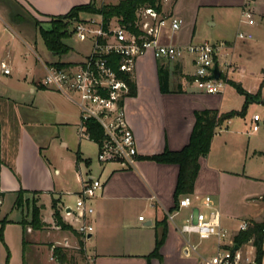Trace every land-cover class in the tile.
<instances>
[{
  "label": "crops",
  "instance_id": "crops-1",
  "mask_svg": "<svg viewBox=\"0 0 264 264\" xmlns=\"http://www.w3.org/2000/svg\"><path fill=\"white\" fill-rule=\"evenodd\" d=\"M90 2L0 0V66L4 64L10 69L8 75L0 72V193L4 199L0 207V234L3 233L0 264H67L68 252H84L89 264H198V257L183 255L185 238L177 226L188 214L185 210L177 217L181 218L180 222L167 221V238L160 249V257H150L162 231L157 224L175 207L179 166L139 160L134 169H127L118 163H100L94 174L92 160L86 158L83 141L77 135L81 119L79 107L62 93L43 86L46 67L58 62L74 64L80 61L52 54L43 41L50 52L49 60H44L28 31L30 26L36 28L35 32L39 28L29 22L13 23L10 18L13 3L25 17H33L43 24L49 23L50 17L67 14L73 7ZM212 9L228 11V15L237 12L238 33L244 32L240 26L245 10L254 15L255 26L264 21V0H175L173 5L167 0L161 15L181 19L183 25L176 32L165 28L162 41L180 46L202 43L195 42L196 29L190 13L192 10L200 13ZM215 19L212 13L207 17L208 24L216 25ZM212 20L215 22H210ZM244 33L252 34V31ZM236 41L233 47L226 41L215 44L220 46L216 57L220 68L234 65ZM19 42L27 48L29 55L35 57L36 63L32 67H15ZM229 51L233 64L228 59ZM160 66L169 67V93L161 91ZM193 73L194 66L189 58L170 63L147 53L137 60L136 95L126 102V116L140 157L162 154L166 149L172 152L183 150L190 142L196 112L211 110L223 114L239 111L224 109L223 93L210 95L196 89L192 85ZM2 78L4 82H1ZM254 115L257 113L250 116L248 107L242 118L249 123L250 131L231 130L235 118L223 129H218L209 155L199 160L200 172L193 196L197 201L212 197L221 213L222 226L232 237L238 233L242 220L262 222L258 217L263 202L264 179L225 168L226 159L231 158L235 146L240 147L243 140L250 153V136L256 133L252 127L261 121L254 122ZM78 133L80 135V130ZM235 133L241 135L237 141L229 136ZM257 153L252 150V158ZM92 180H99L103 185L90 202L95 213L88 221L94 231L86 237H79L56 224L55 203L63 222L78 232L80 223L74 214V201ZM243 189H247L244 194L241 193ZM20 191L39 196L42 228L34 229L30 225L32 214L25 211L28 207L16 208ZM140 217H144V221H140ZM2 221H7L4 227ZM193 241L200 244V251L206 255L216 250L215 239L200 241L195 236ZM55 248L62 250L63 259H67L64 263L54 256Z\"/></svg>",
  "mask_w": 264,
  "mask_h": 264
},
{
  "label": "built area",
  "instance_id": "built-area-1",
  "mask_svg": "<svg viewBox=\"0 0 264 264\" xmlns=\"http://www.w3.org/2000/svg\"><path fill=\"white\" fill-rule=\"evenodd\" d=\"M242 23L254 25V15L245 10L242 14ZM183 25L181 19L164 17L153 9H144L139 14L137 27L140 34L131 33L125 26L115 21L105 28L103 18L81 19L75 22L74 34L79 42L91 44L87 57L65 68L56 66L46 67L47 75L43 86L67 96L80 109L81 138H88L86 122L94 120L103 131V138L99 146L98 160L100 163H118L127 169H134L138 163L139 150L135 135L129 126L126 116V102L131 97L129 83L121 77L129 75L135 80L137 60L153 53L158 59L175 63L189 58L194 66L192 85L199 91L210 94H222L226 86L221 76L214 80V68L220 46L208 41L187 46L164 43L162 33L165 28L173 32L179 31ZM241 40H252L253 35L239 32ZM120 57L118 68L113 65V57ZM221 69V68H220ZM0 72L8 75L10 69L2 64ZM259 115L253 116L254 122H259ZM260 126L254 124L253 132H258ZM99 180L90 181L77 197L75 216L80 226L78 232L86 237L93 233L94 227L88 221L95 213L91 201L102 190ZM4 199L0 193V207ZM189 210L179 232L185 238L183 255L186 258L198 257V264H257L255 238L238 245L235 237L240 232L250 228V221H242L238 233L232 237L222 226L221 213L214 204L211 196L203 200H195L193 195L181 199L178 209L168 213V221L175 223V219L182 211ZM204 210H209L207 216ZM144 221V217L139 218ZM200 241L216 240V250L206 255L200 251V244L193 241V237ZM237 247V248H236ZM262 251L264 264V230L262 236Z\"/></svg>",
  "mask_w": 264,
  "mask_h": 264
},
{
  "label": "trees",
  "instance_id": "trees-1",
  "mask_svg": "<svg viewBox=\"0 0 264 264\" xmlns=\"http://www.w3.org/2000/svg\"><path fill=\"white\" fill-rule=\"evenodd\" d=\"M11 21L13 23H33L39 28L41 37L47 47V49L54 55L62 58L71 53V47L65 42L68 38L72 37L74 34L75 22L81 20L82 15H94L101 16L103 18L105 28L111 22L115 21L121 26H125L127 30L135 35H139L140 31L137 27V22L139 20V14L144 9H153L158 13L163 12V0H120L118 4H109L98 6L95 0H91L90 3L82 4L73 7L67 14L50 17L49 30H45L42 26V22H39L33 17H25L24 14L20 12L18 5L11 4ZM120 62V57H113L114 68H118V63ZM72 65L58 62L54 66L58 68H65ZM131 87V97L136 95V83L132 80L129 75H122ZM159 81L161 91L163 93H169V81H170V70L169 67H159ZM238 94L244 97L245 102L241 111H231L228 113H219L218 111H199L195 113L196 124L194 126L191 139L189 144L181 151L172 152L166 149L162 154L150 156V157H138L139 160H147L159 164H175L179 166V175L177 180V186L175 190V207L170 211V213L175 212L180 204L182 198L193 195L195 190V183L200 172V158H205L209 155L211 150V144L217 130L222 126L226 125L230 120L236 117H244L246 115L247 109L251 104H264V97L261 92L257 94H251L247 92L241 85L232 83L231 84ZM86 132L89 136V140L97 143L103 138V131L101 127L94 120H89L86 122ZM26 192L20 191L15 203L16 208L20 209L28 207L32 214V221L30 225L34 229H40L43 227L41 221V207H37L36 203L30 206L29 201L24 199ZM3 197V195L1 194ZM264 201V196L262 197ZM31 207V208H30ZM54 218L56 224L63 230H71L77 236L83 237L80 233L73 230L70 226L66 225L60 213L56 207ZM168 216L157 224V227L161 228V234L156 241V247L150 257H160V249L163 246L168 232ZM7 221H2L1 225L4 227ZM24 225L26 223L23 222ZM264 230V221L255 222L250 221V228L246 232H240L235 237V242L238 245H242L249 240L255 238V246L257 252V264H262L263 251H262V236ZM0 241L3 242V233L0 234ZM83 245V243H82ZM54 256L59 257L61 263H64L67 259H63L64 255L60 248L54 249ZM9 257V256H8ZM8 264V262H7Z\"/></svg>",
  "mask_w": 264,
  "mask_h": 264
},
{
  "label": "rangeland",
  "instance_id": "rangeland-1",
  "mask_svg": "<svg viewBox=\"0 0 264 264\" xmlns=\"http://www.w3.org/2000/svg\"><path fill=\"white\" fill-rule=\"evenodd\" d=\"M98 6L101 5H109L113 3H118L120 0H95ZM167 0H163V4ZM170 4L173 5L175 0H169ZM189 5L190 1L187 2ZM169 3L166 4V7ZM211 11V12H210ZM218 11L220 9H212V10H202L200 13L197 14L195 11H191L190 16L191 19L193 18V26L196 29V41H209L212 44H219V42H230L231 47L234 46V42L236 41V36L238 35V21L236 17L238 16L237 12L233 11V14L228 15V11H220V15H218ZM213 13L216 17L215 21L217 22L216 25H209L207 21V17L211 16ZM196 14V15H195ZM209 14V15H208ZM96 19L97 16L94 15H82L81 19ZM38 20V19H37ZM39 21V20H38ZM214 20L210 22H215ZM43 28L45 30H49L51 28L50 23H43ZM241 30L244 32H248L251 29L252 34L254 36L253 40H241L237 37L236 46H235V53L233 60L235 61L232 67L222 65L221 70L223 71V81L226 82V86L223 90L224 99V109L225 110H242L244 104V97L238 94L236 89L231 85L232 83L241 85L247 92H251V94H257L261 92L264 97V21L262 25L258 26H251L246 24H241ZM35 27L30 26L28 27L29 34L35 39L37 42V52L42 56L44 60H49L50 52L46 49L43 40L40 36V30L38 29L35 32ZM66 44L71 47V53L67 56L62 57V59H70L73 61H82L84 60L88 53L90 52L91 44L89 42L81 43L78 41L76 36H72L65 40ZM228 47V46H224ZM224 50H227L224 48ZM229 50V49H228ZM233 50V48H232ZM228 60L230 64H233V60L231 58V51L228 52ZM15 67L19 68H26L32 67L35 65L36 60L33 58L32 55L28 54V50L25 46H23L19 42V48L15 51ZM229 64V65H230ZM19 70V69H18ZM19 72V71H18ZM16 72V73H18ZM13 76H16L14 74ZM5 79H1V82H4ZM1 84V83H0ZM253 113H257L261 117V121L259 123L260 130L256 132L254 135H251V147L250 153H248V149L245 146V141L243 140L242 144L240 143V147L235 146L234 150L235 153L230 155V159H224L228 164H225V168L227 170H233L235 172L244 173L246 175L257 176L264 179V104H253L249 106V114L250 116ZM243 117H236L235 123L230 127L231 130L236 132H243V131H250L249 123L245 122L242 119ZM81 125V119L80 123ZM80 125L77 127V135L78 130H80ZM222 126L220 129H223ZM218 130V131H219ZM67 130H65L66 132ZM67 133V132H66ZM256 135V136H255ZM233 137L235 141L236 138H240L241 135L235 133L229 135ZM83 141V150L85 153L86 158H90L92 160V168L94 174H96L97 169L100 166V162L98 160L99 154V146L97 143L90 141L88 138H81ZM58 143V142H57ZM252 150H257L258 153L255 157L252 158ZM229 160V161H228ZM232 161V162H231ZM247 178V177H246ZM247 189L241 190V193L246 192ZM264 196V195H263ZM30 197V198H27ZM24 199L28 200L30 206L36 203L37 207L40 201L39 196L33 194H25ZM247 204V203H246ZM248 205V204H247ZM74 206L76 207V201H74ZM74 207V208H75ZM31 208V207H30ZM261 208H264V201L260 204V215L258 217L259 220L264 221V211H261ZM25 209V207H24ZM25 211L31 212L27 209ZM186 213L189 210H185ZM26 212V213H27ZM205 214L209 215V210H204ZM28 213V214H29ZM187 216V215H186ZM177 222L181 221V218H177ZM243 221V220H242ZM80 252V251H79ZM69 260L67 264H89L88 259H85L84 252H76L71 253L68 252ZM84 258V259H83Z\"/></svg>",
  "mask_w": 264,
  "mask_h": 264
},
{
  "label": "water",
  "instance_id": "water-1",
  "mask_svg": "<svg viewBox=\"0 0 264 264\" xmlns=\"http://www.w3.org/2000/svg\"><path fill=\"white\" fill-rule=\"evenodd\" d=\"M220 76H221V69H220L219 65L216 64V66L214 68V75L212 78L214 80H219ZM148 225H151V223H149Z\"/></svg>",
  "mask_w": 264,
  "mask_h": 264
}]
</instances>
